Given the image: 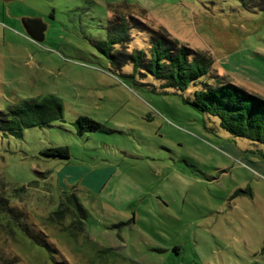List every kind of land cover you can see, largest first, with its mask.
<instances>
[{
  "label": "rangeland",
  "instance_id": "374dc122",
  "mask_svg": "<svg viewBox=\"0 0 264 264\" xmlns=\"http://www.w3.org/2000/svg\"><path fill=\"white\" fill-rule=\"evenodd\" d=\"M142 26L264 98V0H0V112L43 98L62 108L51 127L0 135V194L53 248L0 224L4 263L264 264V148L194 111L190 90L133 72L129 57L149 49ZM83 116L110 132L77 136ZM56 146L67 162L42 156ZM71 192L85 212L77 236L47 219Z\"/></svg>",
  "mask_w": 264,
  "mask_h": 264
},
{
  "label": "trees",
  "instance_id": "16d2710c",
  "mask_svg": "<svg viewBox=\"0 0 264 264\" xmlns=\"http://www.w3.org/2000/svg\"><path fill=\"white\" fill-rule=\"evenodd\" d=\"M130 21H132L131 18ZM23 23L29 32L30 27L28 28V25L36 24V22L29 20H25ZM38 25L42 33L45 27L42 24ZM142 27L143 29L138 32L150 36L148 40L149 49L147 52L135 51L129 57L133 72L140 69L141 74L144 72L155 79L165 81V86L174 87L179 91L190 90L192 98L185 99L184 102L194 111L216 118L220 128L233 137L243 138L264 148L263 97L249 93L230 82H223L218 76L211 75V70L209 71L206 64L208 58L204 54L192 51L185 46L179 47L178 42L174 41L173 43L169 38H155L153 30ZM128 28L121 24L117 28H113L115 30L108 37L110 44H116L119 36L122 38L120 41H123ZM120 63V66L125 65L124 62ZM58 120H62V108L54 99L43 98L41 101L24 102L7 112H0V135L18 138L22 129L48 128L51 127L52 122ZM73 126L79 137L85 133L110 132L102 124L85 116L77 118L73 122ZM260 153L264 160V154ZM41 154L47 158H56L66 162L70 159L67 146L47 148ZM4 191L6 190L4 189ZM12 192V196L19 198V193H23L24 189H12ZM68 194L62 195L56 210L50 212L47 219L53 224L60 227L64 226L69 230L73 227L72 231L74 232L72 233L77 236L83 231L80 218L85 217V212L74 195L75 193ZM8 197L4 196L3 193L0 194L1 226L8 227L16 234L28 238L37 246L46 249L48 253L53 251L51 245L45 240H40V236L33 238L29 234L26 223L18 224L20 215L11 207L10 196ZM24 216H20L21 220L24 219ZM3 220L6 222L4 223ZM66 220H69V226L64 225ZM0 260L3 261L2 264H8L4 263L7 261L4 257L0 256Z\"/></svg>",
  "mask_w": 264,
  "mask_h": 264
},
{
  "label": "crops",
  "instance_id": "0c3cea01",
  "mask_svg": "<svg viewBox=\"0 0 264 264\" xmlns=\"http://www.w3.org/2000/svg\"><path fill=\"white\" fill-rule=\"evenodd\" d=\"M63 167H66V164H65V166H63ZM72 169V170H71ZM73 170H75L74 168H67V169H65V171H63V172H65V177L67 178V177H70V175H71V171H73ZM82 172L84 173V172H87L88 173V171L84 168V169H82ZM72 176V175H71ZM73 177V176H72ZM71 177V178H72ZM71 178H69L68 180H71ZM93 181V180H92ZM91 181V179H89V183L88 182H85L84 184L85 185H88L89 187H92L91 185H89L90 184V182H92ZM74 183V182H73ZM75 186H77V184L75 185ZM77 188V187H76ZM79 190H81V189H79ZM91 190H96V192H98V191H100V189H91Z\"/></svg>",
  "mask_w": 264,
  "mask_h": 264
}]
</instances>
